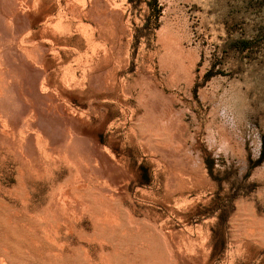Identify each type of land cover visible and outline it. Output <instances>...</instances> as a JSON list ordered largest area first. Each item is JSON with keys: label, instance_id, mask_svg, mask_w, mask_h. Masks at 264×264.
<instances>
[{"label": "rangeland", "instance_id": "374dc122", "mask_svg": "<svg viewBox=\"0 0 264 264\" xmlns=\"http://www.w3.org/2000/svg\"><path fill=\"white\" fill-rule=\"evenodd\" d=\"M0 264H264V0H0Z\"/></svg>", "mask_w": 264, "mask_h": 264}]
</instances>
